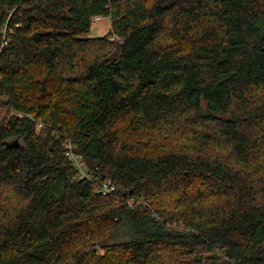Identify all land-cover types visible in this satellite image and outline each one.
Returning <instances> with one entry per match:
<instances>
[{
	"label": "trees",
	"instance_id": "obj_1",
	"mask_svg": "<svg viewBox=\"0 0 264 264\" xmlns=\"http://www.w3.org/2000/svg\"><path fill=\"white\" fill-rule=\"evenodd\" d=\"M0 264H264V0H0Z\"/></svg>",
	"mask_w": 264,
	"mask_h": 264
},
{
	"label": "built area",
	"instance_id": "obj_2",
	"mask_svg": "<svg viewBox=\"0 0 264 264\" xmlns=\"http://www.w3.org/2000/svg\"><path fill=\"white\" fill-rule=\"evenodd\" d=\"M102 17L101 16H93L91 21H98ZM21 115V114H19ZM71 144L67 141L64 149H65V157L67 160L74 165V167L77 169V171L80 174V179H88L93 186L96 188L97 194L101 196H107L109 194H112L115 192V187L113 184H111L109 181H101L98 182L97 180L90 179L87 174L86 168L81 164V159L79 156L75 155L71 151Z\"/></svg>",
	"mask_w": 264,
	"mask_h": 264
},
{
	"label": "rangeland",
	"instance_id": "obj_3",
	"mask_svg": "<svg viewBox=\"0 0 264 264\" xmlns=\"http://www.w3.org/2000/svg\"><path fill=\"white\" fill-rule=\"evenodd\" d=\"M110 31V19L102 17L98 21H92L91 28L88 34H86L85 37L87 38H101L106 36ZM107 40L110 41V43H116L119 40L117 37H109Z\"/></svg>",
	"mask_w": 264,
	"mask_h": 264
}]
</instances>
